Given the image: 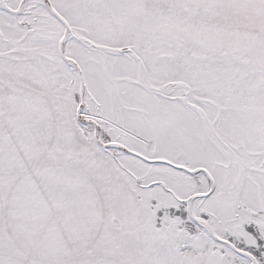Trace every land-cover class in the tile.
I'll list each match as a JSON object with an SVG mask.
<instances>
[{
	"label": "snow or ice",
	"instance_id": "1",
	"mask_svg": "<svg viewBox=\"0 0 264 264\" xmlns=\"http://www.w3.org/2000/svg\"><path fill=\"white\" fill-rule=\"evenodd\" d=\"M0 264H264V0H0Z\"/></svg>",
	"mask_w": 264,
	"mask_h": 264
}]
</instances>
